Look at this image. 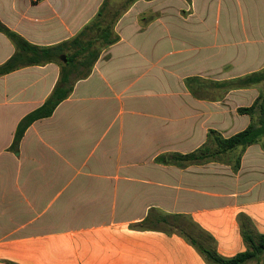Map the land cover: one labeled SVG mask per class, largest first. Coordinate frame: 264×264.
I'll use <instances>...</instances> for the list:
<instances>
[{"label":"crops","instance_id":"crops-1","mask_svg":"<svg viewBox=\"0 0 264 264\" xmlns=\"http://www.w3.org/2000/svg\"><path fill=\"white\" fill-rule=\"evenodd\" d=\"M105 3L122 0H0V23L50 48L76 38ZM114 33L118 42L91 74L28 128L18 155L10 150L17 126L48 99L60 66L0 75V264H207L181 234L186 227L210 236L224 258L247 249L239 215L264 233V138L239 171L156 163L196 151L209 130L238 133L226 121L238 118L239 94L249 107L264 82L228 92L214 85L264 71V0H137ZM16 52L0 32V67ZM189 78L206 81L213 96L194 97ZM240 116L249 119L244 130L251 119Z\"/></svg>","mask_w":264,"mask_h":264},{"label":"trees","instance_id":"trees-1","mask_svg":"<svg viewBox=\"0 0 264 264\" xmlns=\"http://www.w3.org/2000/svg\"><path fill=\"white\" fill-rule=\"evenodd\" d=\"M137 0H128L125 6L111 14L108 4L100 9L94 21L86 26L76 38L70 42L50 48H39L28 44L24 39L10 31L0 23V32L14 42L16 54L2 67L0 75L10 73L23 66L56 62L60 66V77L57 85L45 103L26 115L18 124L10 150L18 155L20 143L30 126L38 120L50 118L56 108L73 92L76 82L87 78L99 59L102 50L118 42L119 37L114 33L117 18L126 8ZM190 1V0H188ZM63 58L66 61L63 62ZM264 82V71L236 78L226 82L215 83L214 90L228 92L256 86ZM186 86L190 93L198 99H209L211 86L199 78H189ZM239 115L250 117V124L242 131L224 137L216 130H209L207 141L199 149L188 154L172 153L160 156L158 163L187 168L192 165H204L210 162L231 164L234 171H239L244 153L248 147L259 143L264 138V90L251 106L240 107ZM235 162L230 159L233 157ZM228 161V162H226ZM241 234L246 244V251L232 258L221 257L213 239L199 231L196 227L188 226L181 234L195 246L204 257L207 264H248L251 261L264 259V233H259L245 214L238 217Z\"/></svg>","mask_w":264,"mask_h":264},{"label":"rangeland","instance_id":"rangeland-1","mask_svg":"<svg viewBox=\"0 0 264 264\" xmlns=\"http://www.w3.org/2000/svg\"><path fill=\"white\" fill-rule=\"evenodd\" d=\"M126 3H127V0L126 1L122 0V3L118 4L117 6H115V5L112 6V4L109 3L110 6L108 8V11H109V13L111 12V14H110V16L108 18V22L111 21V19L113 18V13H115L117 10L121 9L122 6H125ZM209 94H210V97L213 96V93L211 91H209ZM247 97H248V95L239 94L238 101L236 103V107H238V108L242 107V106L247 107L248 106V101H246V100L243 101V98L245 99ZM214 120L216 121L217 118L215 117ZM248 123H249L248 117H241L240 115H238L237 120H236V118H234V119H230V120L226 121V124L233 125V129L232 130H236V131L238 130V132L241 131L244 128V126H246V124H248ZM166 155H168V154H166ZM162 156H164V155H162ZM158 157H160V156H157V158ZM234 157L235 156H233L230 159L233 163L235 162ZM226 162H228V161H226ZM156 163H158V161H156Z\"/></svg>","mask_w":264,"mask_h":264}]
</instances>
